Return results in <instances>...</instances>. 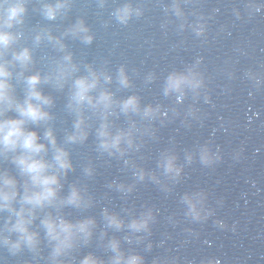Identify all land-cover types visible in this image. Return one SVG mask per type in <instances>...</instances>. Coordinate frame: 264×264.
<instances>
[{
  "label": "clouds",
  "instance_id": "1",
  "mask_svg": "<svg viewBox=\"0 0 264 264\" xmlns=\"http://www.w3.org/2000/svg\"><path fill=\"white\" fill-rule=\"evenodd\" d=\"M186 2L161 3L165 17L175 18L166 19L165 24L174 23L177 31L190 29L202 37L207 20L203 14L189 19ZM243 6L259 12L264 0H245ZM96 7H110L111 21L120 26L143 15L138 0H112L111 5L109 0H96ZM72 8L73 0H38L32 10L50 23L33 26L26 36L29 0H0V253L8 257L28 254L24 264H40L41 260L44 264H176L175 257L146 258L153 249L150 237L157 211L150 205L139 209L101 205L88 183L96 168L90 158L78 165L73 149L91 137L98 158L122 163L130 179L113 178L106 184L122 199L145 182L170 192L186 165L198 159L210 166L220 159L219 152L205 142L185 149L181 162L175 147H165L156 155L155 167H145L141 149L147 139L156 138V125L180 113L175 107L146 101L136 91L125 64L110 68L106 59L78 58L69 41L87 47L95 33L84 15L71 18ZM234 12L240 16L238 10ZM38 49L50 52L38 59ZM199 64L197 58L169 70L160 81V95L176 104L189 94L193 99L200 96L205 80ZM157 78V73L148 71L143 80L151 84ZM53 93L63 95V111L71 118L59 137ZM195 112L190 105L187 115ZM77 167L79 174L73 175ZM179 203L189 222H203L213 215L202 190L181 193ZM98 205L99 219L88 214ZM215 223L226 226L221 219ZM93 241L103 254L92 250ZM200 264L220 261L209 256Z\"/></svg>",
  "mask_w": 264,
  "mask_h": 264
},
{
  "label": "water",
  "instance_id": "2",
  "mask_svg": "<svg viewBox=\"0 0 264 264\" xmlns=\"http://www.w3.org/2000/svg\"><path fill=\"white\" fill-rule=\"evenodd\" d=\"M138 2L143 6V15L120 26L111 21L110 7L97 9L96 0H73L71 18L84 15L95 39L87 47L69 41L70 47L78 58L106 59L110 68L125 64L136 91L146 101L160 102L179 111L180 115L163 125L157 124L156 138L147 139L142 147L145 167H155V157L162 148L175 147L183 162L185 149L205 142L213 151L218 150L220 159L210 166L194 159L185 166L170 192L145 182L137 185L127 199L109 190L106 184L113 178L130 179L129 175L122 171L121 162L98 158L91 137L73 149V159L78 165L92 160L96 175L88 182L89 190L101 205L117 209L150 205L157 211L148 260L152 256H169L176 258V264H200L202 258L214 256L220 264H264V8L249 12L243 6L245 0H187L184 8L189 19L203 14L207 20L206 34L197 37L190 29L179 32L174 23L165 24L166 19H175L166 18L160 6L168 0ZM36 3L38 0H29L26 36L33 26L50 23L32 10ZM234 9L240 12L239 17ZM47 52L50 50L38 49L37 58ZM197 58L205 80L201 95L193 99L189 94L179 104L162 97L159 85L163 76ZM148 71L158 77L151 84L143 80ZM53 95L54 125L59 137L71 118L63 111V95ZM190 105L196 109L194 116L187 115ZM78 174L79 167L73 175ZM191 190L206 193V206L214 210L206 221L189 222L183 215L179 195ZM98 212L99 205L88 214L99 219ZM216 219L223 220L226 226L218 227ZM159 241L163 245L157 246ZM92 250L103 254L95 241ZM27 258L28 254L8 257L0 253V264H24ZM40 264L44 262L41 260Z\"/></svg>",
  "mask_w": 264,
  "mask_h": 264
}]
</instances>
